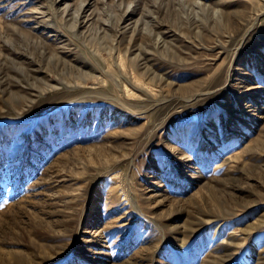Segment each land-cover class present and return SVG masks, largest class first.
<instances>
[{"label": "rangeland", "instance_id": "374dc122", "mask_svg": "<svg viewBox=\"0 0 264 264\" xmlns=\"http://www.w3.org/2000/svg\"><path fill=\"white\" fill-rule=\"evenodd\" d=\"M0 264H264V0H0Z\"/></svg>", "mask_w": 264, "mask_h": 264}, {"label": "bare ground", "instance_id": "6f19581e", "mask_svg": "<svg viewBox=\"0 0 264 264\" xmlns=\"http://www.w3.org/2000/svg\"><path fill=\"white\" fill-rule=\"evenodd\" d=\"M133 73H134V72H133ZM133 75H134V74H133ZM135 75H136V74H135ZM135 75H134V76H135ZM127 91H128V90H127ZM130 93H131V92H130Z\"/></svg>", "mask_w": 264, "mask_h": 264}]
</instances>
